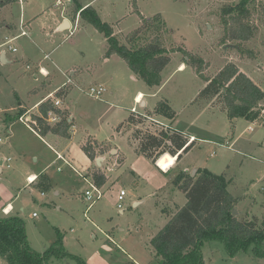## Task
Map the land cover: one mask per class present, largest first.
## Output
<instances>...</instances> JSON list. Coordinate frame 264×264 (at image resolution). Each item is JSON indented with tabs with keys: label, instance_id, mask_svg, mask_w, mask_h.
<instances>
[{
	"label": "rangeland",
	"instance_id": "374dc122",
	"mask_svg": "<svg viewBox=\"0 0 264 264\" xmlns=\"http://www.w3.org/2000/svg\"><path fill=\"white\" fill-rule=\"evenodd\" d=\"M1 1L8 3L0 11V25L15 24L17 30L12 36L17 37L10 42L16 49L12 52L5 44L11 39L5 37L8 32L0 28V53L4 51L9 61L0 63V158H4L0 166V215L23 220L33 251L42 254L60 239L70 258L53 259L50 264H160L150 241L185 203L184 194L174 183L180 172L194 176L198 170H207L223 175L227 191L236 200L238 219H262L264 127L259 125H264V108H258L257 123L240 119L231 126L225 113L209 111L203 106L207 102L195 100L204 81L189 66L178 69L182 65L178 50L201 57L207 64L203 73L207 78L232 63L264 91V0H251L250 21L255 32L250 41L240 44L242 52L231 42H220L221 11L240 0H77L79 6H92L121 41L137 28L141 16H161L171 59L161 73L160 86L154 88L132 79V72L120 58L104 65L105 40L89 24L77 22L73 29L71 20V34L69 30L55 32V21L70 14L69 0H24L22 5L17 0ZM20 19L28 24L26 35H19ZM12 24L9 29L14 30ZM40 67L48 77L39 74ZM73 71L77 76L67 93L55 95L60 110L73 118L71 131L75 132H70L67 141L60 139L56 144L53 138H40L28 122L6 120L22 111L18 110L19 103L34 108L41 97L66 85ZM103 82L114 90V96L106 99L105 94L99 100L87 94L90 87ZM137 92L143 94L146 109L135 100ZM158 101H165L174 112L172 120L160 118L165 131L174 129L197 138L196 144L165 172L131 145L135 129L154 133L162 127L146 120L116 131L132 109L143 115ZM231 134L236 142L230 140ZM90 139L109 146H104L107 154L101 167H96L108 180L99 187L102 197L88 209L90 202L84 192L92 181L86 175L95 160H89L80 145ZM65 143V151L56 149ZM115 148L118 151L110 154ZM30 173L38 177L37 182L27 180ZM121 190L125 196L118 201ZM7 205L10 209L6 214L2 209ZM201 252L204 264H264V259L247 253L230 257L217 241L205 242ZM0 264L7 263L0 260Z\"/></svg>",
	"mask_w": 264,
	"mask_h": 264
},
{
	"label": "trees",
	"instance_id": "16d2710c",
	"mask_svg": "<svg viewBox=\"0 0 264 264\" xmlns=\"http://www.w3.org/2000/svg\"><path fill=\"white\" fill-rule=\"evenodd\" d=\"M74 15L79 13L80 19L101 33L106 42V57L117 56L123 60L129 70L147 87L154 88L161 84V73L170 62V51L165 47L166 24L161 16L140 17L141 23L121 41L113 34L112 27L103 22L91 7L82 8L77 0ZM8 1H1L0 7ZM251 0H240L237 4L223 7L220 24L223 28L220 42H231L238 52H242L240 44L252 39L255 27L251 24ZM181 63L191 67L204 81V86L197 93L195 100L210 103V106L226 112L230 119H244L254 122L259 118L258 108L264 101V92L245 73L234 64L227 63L212 78L203 75L207 64L203 59L191 52L180 49ZM65 92L59 90L56 96ZM25 111H18L7 121L18 120ZM37 115H30V128L41 138L56 136L70 138L73 126L69 113L53 107L50 101L41 103ZM52 112L59 120L49 124L46 114ZM161 116L172 120L174 112L165 103L158 101L153 112L135 115L132 112L120 123L116 131L123 127L143 124L147 117ZM153 122L157 128L162 127ZM154 133L135 129L132 133V144L135 152L150 160L153 165L164 172L174 162L187 153L194 140L188 144L189 138L173 130L167 132L161 128ZM102 145V146H101ZM82 151L91 161L106 154L102 143L88 140L81 146ZM157 164V166H156ZM158 169V168H157ZM91 181L102 187L107 178L99 169L87 173ZM175 185L184 194L185 203L173 214L167 224L151 238L150 245L160 264H204L201 247L205 242L217 241L223 244L228 256L247 253L258 259H264V214L261 220L253 217L250 220H239L233 214L236 200L226 189L223 175H214L207 170H198L190 176L180 172ZM70 256L64 251L60 239L53 243L42 254L33 251L28 243L25 225L17 216L0 215V260L7 264H50L53 259L63 260Z\"/></svg>",
	"mask_w": 264,
	"mask_h": 264
},
{
	"label": "crops",
	"instance_id": "0c3cea01",
	"mask_svg": "<svg viewBox=\"0 0 264 264\" xmlns=\"http://www.w3.org/2000/svg\"><path fill=\"white\" fill-rule=\"evenodd\" d=\"M18 1V0H17ZM23 1L24 0H21V3H20V5H22V3H23ZM57 3H59V1L57 0ZM68 4H69V7H70V14H69V16L68 17H66V16H64V18L63 19H68L69 21H70V28L72 29V22H71V20H73L74 22H75V20L77 19V22H82L83 24H87V23H85L84 21H82L81 19H80V16H79V13H77V14H75V18L74 19H72V17L74 16V11L76 10V5L75 4H73L72 3V1L71 0H69L68 1ZM7 5V4H6ZM6 5H4V6H2V7H0V11L1 12H3L2 11V9L4 8V7H6ZM79 5V4H78ZM87 5V4H86ZM86 5H81L80 7H82V8H86V7H88V6H86ZM92 7V6H91ZM93 8V7H92ZM94 9V8H93ZM95 10V9H94ZM96 11V10H95ZM97 12V11H96ZM3 14V13H2ZM63 19H60L59 21H55V32H56V29H57V27L60 25V23L63 21ZM79 20V21H78ZM106 23V22H105ZM140 23H141V19H139V25H140ZM8 25H6V26H3L4 24H2V25H0V28H5L6 30H7V32H8V34L5 36L6 38H11V39H9V40H12L13 38H15V37H17V36H12V35H14V33H15V31L17 30V26L15 25V24H12V23H7ZM9 24L11 25H14L15 26V28H14V30H11V29H9ZM19 25V28L21 29V30H24V28L25 27H28V24L26 23V22H23L21 19L19 20V23H18ZM24 24H26L25 26H24ZM108 24V23H107ZM88 25V24H87ZM110 25V24H109ZM138 25V26H139ZM24 26V27H23ZM111 26V25H110ZM137 26V27H138ZM69 28V29H70ZM68 29V30H69ZM70 29V30H71ZM21 30H20V32H21ZM25 31V30H24ZM26 32V31H25ZM27 34V33H26ZM25 34V35H26ZM113 34L117 37V38H119L116 34H115V32L113 31ZM19 35H21V34H19ZM103 38H104V36H103ZM104 40H105V38H104ZM8 41V40H7ZM105 43H106V48H105V52H106V50H107V42H106V40H105ZM105 52H104V54H103V64L104 65H107V64H109L110 62H111V60H112V58H114V57H117V56H115V55H113V56H110V57H106L105 56ZM5 55H6V53H5ZM45 58H48V56L46 55L45 56ZM118 58V57H117ZM7 59V58H6ZM8 60V59H7ZM9 62V61H8ZM7 62V63H8ZM6 63V64H7ZM183 65V67H184V64H182ZM28 67L29 66H26V68L28 69ZM39 69H41L42 70V72H43V74H41V73H39V74H41L42 76H49V74L47 73V71L44 69V68H42V67H40ZM179 69V68H178ZM241 72H243V73H245L243 70H240ZM76 73H77V71L75 72V71H73V72H70V77L72 76L73 78L71 79V83L70 84H73V80H75L74 78H76ZM132 74V73H131ZM246 74V73H245ZM247 76L249 75V74H246ZM36 74H34V77L36 78ZM78 76H80V73L78 74ZM131 77H132V79L133 78H135V79H138L134 74H132L131 75ZM249 77V76H248ZM250 78V77H249ZM251 79V78H250ZM109 80L110 81H113L114 80V77L112 76V75H110L109 76ZM252 80V79H251ZM255 84H257L254 80H252ZM66 84V83H65ZM68 85L69 84H66V85H64V86H61V87H59V88H56L55 90H54V93L52 94V92H48L45 96H43V97H41L35 104H34V108H29V107H22V105L19 103L18 104V110L20 109H25L26 111H25V113H24V115H27V116H30L31 115V113H35L36 115L39 113L38 112V108H39V105L41 104V103H44L45 101H50V103H51V105L53 104V98L54 99H58L55 95H56V92H58L59 90H63V91H65V93H67V87H68ZM98 85H103V86H105L106 87V89H107V95H105L106 96V99L107 98H110V97H112V96H114V90L113 89H111V88H108L107 87V85H106V82H103V83H101V84H98ZM258 85V84H257ZM259 86V85H258ZM262 90V89H261ZM263 91V90H262ZM264 92V91H263ZM139 95H142V98H141V100H139L138 99V96ZM105 96L103 97V98H105ZM135 100L136 101H139V103H140V105H141V107H144L145 108V106H146V102L143 100V94L141 93V92H137V94H136V96H135ZM104 102V101H103ZM157 103V102H156ZM156 103H155V105H154V107L151 109V110H144V112H153V110H154V108H155V106H156ZM208 104V105H207ZM207 104H204L203 106L204 107H206L209 111L211 110L212 112L213 111H219V112H221L218 108H214V107H212V106H210V103H207ZM53 106V105H52ZM58 108H60V106L58 107ZM34 109H36V111L34 112ZM146 109V108H145ZM66 111V110H65ZM68 112V111H67ZM69 113V112H68ZM221 113H225L226 114V112H221ZM227 115V114H226ZM69 116H70V113H69ZM228 117V116H227ZM70 118H71V120H72V123H73V118L70 116ZM149 119H150V121H156V122H158L159 124H161L162 126H165L166 127V125L160 120V118H163V117H161V116H156V115H154L153 116V118H151V117H148ZM164 119V118H163ZM167 119V118H166ZM228 119H229V121H230V125L231 126H233V122H236L237 120H240V119H230L229 117H228ZM241 120H244V119H241ZM259 120V119H258ZM258 120H255L254 122H252L253 124H255V123H257V121ZM244 121H246V120H244ZM246 122H249V121H246ZM264 124V123H263ZM74 125V124H73ZM259 126H263L264 127V125H262V124H260ZM74 126H72L71 127V129L73 128ZM167 128H169V127H167ZM170 129V128H169ZM247 129H250V127H247ZM32 130V129H31ZM171 130V129H170ZM172 130H174V129H172ZM33 131V130H32ZM175 131H177V130H175ZM70 132H72V134L75 132L74 130H70ZM121 132V131H120ZM178 132H180V131H178ZM180 133H182V132H180ZM184 136H186V137H188L189 138V141H188V143L190 142V138L191 139H193L194 141V143L196 144V142H197V138L195 137V136H193V135H191V134H185V133H182ZM39 136V135H38ZM71 136V135H70ZM40 137V136H39ZM46 137H49V138H53V139H55V143L57 144V142H59L58 140H60L61 139V141L62 140H65V141H67L66 139H63V138H60V137H56V136H51V135H49V136H46ZM45 137V138H46ZM41 138V137H40ZM71 138V137H70ZM93 140V139H92ZM230 140H233V142H236V140H237V138L235 139L234 138V136H233V134H231V138H230ZM201 142H203L204 140H200ZM68 143V142H67ZM67 143H65V144H63L64 145V147L61 149V148H56L57 150H59L60 152H63V151H65V149H66V146H67ZM194 144V145H195ZM83 145V144H82ZM82 145H80V146H82ZM133 145V149L135 150V145L134 144H132ZM259 145H261V144H259ZM104 146H109V145H104ZM129 146H131V145H129ZM226 146H232V143L230 144L229 142H226ZM56 147H57V145H56ZM132 147V146H131ZM262 149H263V151H264V143H263V146H262ZM113 151L115 152V151H118L116 148L115 149H113L112 151H110V154H112L113 153ZM56 153L57 154H59L60 155V153L59 152H57L56 151ZM107 154V153H106ZM106 154H103V155H106ZM101 156V155H100ZM4 159V158H3ZM93 162V161H92ZM91 162V163H92ZM4 163V162H3ZM176 162H174V164H175ZM174 164L172 165V166H174ZM96 167V165L93 163V165L90 167V169H89V172L93 169V167ZM172 168V167H171ZM36 175L34 174V173H30L28 176H27V178H33L34 179V183L35 182H37V180H38V177H36ZM108 180V179H107ZM5 208H7V211H8V213H9V209H10V205H7V206H5L3 209H5ZM2 209V210H3Z\"/></svg>",
	"mask_w": 264,
	"mask_h": 264
},
{
	"label": "built area",
	"instance_id": "2783aa9c",
	"mask_svg": "<svg viewBox=\"0 0 264 264\" xmlns=\"http://www.w3.org/2000/svg\"><path fill=\"white\" fill-rule=\"evenodd\" d=\"M18 1L21 3V0H18ZM76 26H77V19H76L75 22H74L73 29H74ZM70 29H71V28H70ZM70 29H69V31H70V34H71L72 31H73V29H71V30H70ZM20 34H21V35H25L26 32H25L24 30H21ZM10 42H11V40H8V41H6L5 44H8V45H9V47H8L9 50H11L12 52H15L16 49H15V48H12V47L10 46ZM39 73L43 74V72H42L41 69H39ZM70 83H71V80L68 78L66 84H70ZM87 94H88L90 97H94V98L100 100V99H102V98L104 97L105 94H107V89H106V87L103 86V85H97V86H95V87H90L89 90H88V93H87ZM52 105H53V107L58 108V107L60 106V101H59V99H54V98H53V104H52ZM131 112H132L133 114H135V115H139V114H140V113H138V112H137L136 110H134V109H132ZM147 119L150 120L148 117H147ZM19 120H21V121H23V122H27L25 116H21V117L19 118ZM45 120H46L47 123H49V124H51V123L54 124L55 122H57V121L59 120V118H58V116L55 115L54 113H52V112H48V113L46 114V118H45ZM154 122L157 123V124H159V123L156 122V121H154ZM159 125H161V124H159ZM161 126H162V125H161ZM192 141H193V139L190 138V142H189V143H191ZM189 143H188V144H189ZM57 157H58L59 159H63L59 154H57ZM63 161H64L65 163H67L64 159H63ZM27 180H28L29 182L34 183V180H31L30 178H27ZM89 187H90V189H88V190H86V191L84 192V197H85L86 201L90 202V204H89V206H88V209L91 208V206L95 203V201L99 200V199L102 197V193H101L100 188L97 187L93 182H90V183H89ZM124 196H125V192H124L123 190H121V191L119 192L118 196H117L118 201H122ZM119 207H120V204H118V208H119ZM3 212H5L6 214L8 213L7 210H6V208L3 209ZM33 216H35V214H33Z\"/></svg>",
	"mask_w": 264,
	"mask_h": 264
},
{
	"label": "water",
	"instance_id": "95a60500",
	"mask_svg": "<svg viewBox=\"0 0 264 264\" xmlns=\"http://www.w3.org/2000/svg\"><path fill=\"white\" fill-rule=\"evenodd\" d=\"M74 18H75V15L72 17V19H74ZM69 28H70V21L68 19H63V21L57 27L56 32H62V31L68 30ZM7 62H8V60L6 59L5 52L2 51L0 53V63L1 64H6ZM260 106H264V101H261ZM26 121L28 123H30L31 122V117L27 116L26 117ZM105 158H106V155L98 156L95 159L96 167H101V163L105 160ZM3 162H4V159L0 158V166H2ZM156 166H157V164H156ZM157 168H159V167L157 166ZM233 214L237 215L236 209L233 210Z\"/></svg>",
	"mask_w": 264,
	"mask_h": 264
},
{
	"label": "bare ground",
	"instance_id": "6f19581e",
	"mask_svg": "<svg viewBox=\"0 0 264 264\" xmlns=\"http://www.w3.org/2000/svg\"><path fill=\"white\" fill-rule=\"evenodd\" d=\"M184 67H183V65H180V67H179V69H183ZM141 98H142V95H139L138 96V99L139 100H141ZM31 180H34L33 178H30ZM6 210H7V208H6ZM8 212V211H7Z\"/></svg>",
	"mask_w": 264,
	"mask_h": 264
}]
</instances>
